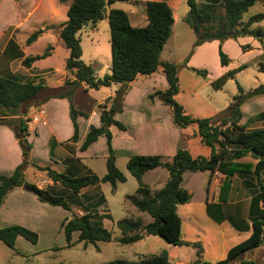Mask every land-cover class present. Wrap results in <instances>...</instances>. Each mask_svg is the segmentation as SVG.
I'll return each instance as SVG.
<instances>
[{"label": "trees", "instance_id": "trees-1", "mask_svg": "<svg viewBox=\"0 0 264 264\" xmlns=\"http://www.w3.org/2000/svg\"><path fill=\"white\" fill-rule=\"evenodd\" d=\"M57 4H68L67 21L54 25H46L44 28L34 31L26 40L25 44H32L42 33L53 32L62 42L64 48L69 51V57L65 60L64 69L67 79L64 85L56 88H47L43 81L20 83L9 78L0 77V126L12 131L22 152V163L16 167L10 176L0 175V206L4 203L7 194L15 189L24 187L32 193L36 199L50 206H58L70 211L75 207L81 210L82 215L65 219L61 224L67 248L72 247L71 239L74 233L78 234L76 243L86 248L97 242L109 243L112 240L110 232L102 227L104 219H110L106 214H100L96 210L103 206L105 200L97 193L94 198H80L78 195L82 189L99 184H109L114 191L116 184L125 183V176L115 165V154L111 148L110 127H116L124 131L125 127L114 120V116L122 111V102L128 91L129 84L139 76H151L161 73L167 82L164 91H156L148 96L150 102L157 98L162 105L166 106L172 114L173 125L184 129L191 125L197 127V137L200 143L211 149L208 158L192 157L186 150L179 149L171 158L162 156H138L129 157L126 163V171L137 182V189L131 197V204L141 213H146L151 221L143 225L140 220L122 219L116 222L115 227L121 237L118 242L123 245L133 244L146 236L158 237L167 244L181 247L189 244L181 241V221L177 215V206L187 203L191 199L189 192L181 187L182 177L185 173L208 172L210 175L220 173L224 176L221 193L228 194L230 189V177L239 169L249 171V166L236 164L235 161L250 156L258 160L253 170L256 178L260 171L264 170V130H248L250 124L264 121V112L259 113L247 120L244 125H239L241 120V105L245 100L264 96V85L243 94L238 86V95L233 97L232 102L225 111L218 114H229L226 119L214 123L211 119H195L187 115L183 107L175 101L178 89L179 67L168 62H160L159 58L163 48L171 36L173 26L172 11L164 1L147 2L145 14L147 24L142 28H133L127 14L122 10L112 9L108 12L109 44L111 54V74L102 79H96L94 70L81 61V48L76 37L83 26L88 23L95 24L105 18L106 7L115 2L128 0H55ZM255 0H220L219 2L197 3L196 0H186L188 12L184 22L190 27L195 35L193 50L204 43L217 41L222 43L228 39L236 40L240 37L251 36L259 42L264 41V29L251 30L254 23L264 19L262 14L251 16L246 22H242L245 14ZM53 48L48 46L41 54L27 57L22 66L29 68L32 63L42 60L51 55ZM189 55V56H190ZM220 66H226L228 59L218 48ZM187 59L184 62L186 67ZM196 76L206 79L207 71L188 69ZM223 80L218 81L219 87ZM119 84L121 88L115 93L112 100H106L104 105L98 106L100 127H89L79 151H85L95 143L99 137L106 139L108 156L106 158V174L99 178L91 172L81 176L58 173L48 166L32 163L30 153L32 145L27 141V127L23 117L26 115L27 104L38 107L48 99H67L70 107V120L73 126L71 143L78 139V116L87 118L85 113L74 109L71 99L74 93L83 85L85 90H98ZM47 94V95H46ZM46 95L45 99L38 98ZM109 105V106H108ZM228 126L227 128H223ZM235 144V148L228 150L227 146ZM69 160L67 163H72ZM28 167L45 173L53 185H58L61 192L54 189H39L36 185L24 181V173ZM164 169L168 174V180L164 187L156 192L142 182L145 173L154 169ZM53 187V186H51ZM67 194V197L62 195ZM224 199V198H222ZM260 201L264 207V195ZM264 219V217H263ZM250 237L231 248L227 258L216 264H229L245 251L258 248L264 238V223L255 220L252 223ZM23 238L35 245L38 241L36 233L20 227L10 226L0 229V242L11 250H15L17 238ZM196 247L195 245H193ZM17 252V251H16ZM167 255L162 252L157 255L146 256L137 262L114 260L103 264H165ZM193 264H207L194 262ZM241 264H255L242 262ZM264 264V262L262 263Z\"/></svg>", "mask_w": 264, "mask_h": 264}, {"label": "crops", "instance_id": "crops-1", "mask_svg": "<svg viewBox=\"0 0 264 264\" xmlns=\"http://www.w3.org/2000/svg\"><path fill=\"white\" fill-rule=\"evenodd\" d=\"M159 1L166 2L172 11L174 22L170 39L173 36L175 22L178 18L184 20L188 12V7H183L182 14L176 15L175 9L180 4H186V0H128L126 2H115L107 5L106 15L102 21L108 23V12L115 9L122 10L127 14L129 23L133 28L145 27L147 24L146 3ZM68 4L59 5L55 0H0V11L4 13L0 30V77L9 78L20 83L43 81L44 85L49 89L60 87L64 85L67 79L72 78L67 75L64 69V63L69 57V51L64 48L62 42L53 32H44L32 44H25L28 35L32 31L44 28L46 25L57 26L66 22ZM257 14L264 16V0H255L254 5L242 15L241 21L246 22L251 16ZM99 22L95 24L88 23L84 26L87 27L85 28L86 30L89 29L90 31L86 32L87 38L93 36V32L100 26ZM250 29H264V19L259 23L252 24ZM48 46L53 48L50 56L35 61L29 68L22 66L25 58L41 54ZM218 48L227 57L228 64L220 66L217 59L218 64H216L219 69V76L213 81L210 79L207 66L202 64V67H195L193 58L202 51H213L217 57ZM186 59L187 68L179 69L178 73L179 92L177 96L183 95L193 102V95L201 89L210 86L213 91H220L230 80L235 81L237 87L239 86L242 90L245 88L250 90L252 85L245 87V85L240 83V77L245 73H249L250 68L254 69L258 66L260 70H264V41L259 42L251 36L240 37L236 40L228 39L221 44L217 41H212L195 48ZM97 60V57L93 58L92 62L95 63L91 67L94 70L95 78L102 79L104 76L110 75L111 72L99 77L97 73L101 65L97 63ZM252 63L253 65H251ZM189 68L205 69L207 71L206 81L202 82L196 78V80L193 79V73L188 70ZM251 78H256V76L251 73L248 76L250 82ZM49 80H53V83L50 84L49 82L52 81ZM219 80H223L220 87L218 85ZM193 82L196 85L195 88H193ZM120 88L121 85L112 84L107 90H85L83 85L74 93L71 99L74 109L88 115L87 118L78 116L76 119L78 126L76 143L70 142L73 136V126L70 120V105L67 99H48L38 107L33 104H27L25 108L26 115L23 118L28 119L25 124H27V141L32 145L30 153L32 163L38 164L36 163L39 160L36 159L35 147L36 143L44 140L43 143L46 144V160L40 161L44 166L67 175L81 176L91 172L99 178L103 177L106 174L105 164L107 158L105 138L99 137L95 143L83 152H80L79 148L85 139L89 127H100L98 106L104 105L106 100H112ZM166 88L167 82L160 74L145 76V78L135 80L129 84L128 91L122 102V111L114 116V120L121 123L125 130L119 131L116 127H110L109 129L111 133V148L116 156L115 164L125 176L126 180L123 184L127 183L131 187L130 193L124 196V202L132 207L134 206L128 197L134 195L137 183L125 169L129 157L138 155L171 158L179 149L186 150L194 158L201 157L193 153V138H197V132L195 133L192 128H189L193 125L184 129L174 126L171 111L162 105L157 98H154L152 102L147 99L154 91H164ZM81 92L90 94L94 98L95 105L89 113L84 112L75 105V97ZM96 95L97 97H95ZM41 98L42 96L38 98V101H42ZM245 104L247 102L241 107L240 125H244L250 117H253L244 118L243 110ZM182 107L185 109L183 105ZM213 111L214 116L223 112L220 109H214ZM189 116L191 117L192 115ZM253 130H264V121H261V124ZM69 160H74V162L69 164L67 163ZM21 162V149L12 131L0 126V175L10 176ZM235 163L249 166V171L246 172L239 169L230 177V189L227 195L221 193L224 176L218 172L214 175H210L208 172H187L183 175L181 187L190 193L191 199L185 204L178 205L176 212L181 221V241L189 245L177 247L166 244L160 253H166L167 262L172 264H193L196 261L207 264L221 262L227 258L231 248L250 237L253 230V221L261 220L264 223V207L260 201L264 195V170L260 171L259 177L256 178L253 170L258 160L243 157L236 160ZM28 173L33 175L34 171L31 168H27L25 177ZM167 180L168 174L161 168L149 171L142 177V182L151 192L162 189ZM37 182L39 184L41 181ZM43 183L48 186H54L47 178L43 180ZM123 184H118L114 191L110 189L111 193H116L118 186ZM104 185H107V183L82 189L78 196L81 199L83 197L88 198L87 194L92 189L101 191ZM14 199L27 200L26 204H14L12 210L16 213H23L25 208L28 207H30L28 208L30 213L33 208L47 207L45 204L38 202L34 195H31L24 188L15 189L7 194L3 205L0 207V214H3L7 205H11V201H14ZM105 203L103 206L106 205ZM78 212L82 215V212ZM109 216L114 226L117 221L124 219L112 221L111 215ZM141 217V214H139L136 219H128L140 220L143 225L151 221L150 217L149 221H142ZM15 223L24 226V228L32 229L23 220L16 219ZM77 237V233L72 235V245L77 244ZM149 237L146 236L144 238ZM18 239L20 238H17L16 241ZM259 255L261 258H259ZM143 257L146 256H142L139 259ZM242 262H253L255 264L264 262V238L258 248L243 252L232 259L229 264H241Z\"/></svg>", "mask_w": 264, "mask_h": 264}, {"label": "rangeland", "instance_id": "rangeland-1", "mask_svg": "<svg viewBox=\"0 0 264 264\" xmlns=\"http://www.w3.org/2000/svg\"><path fill=\"white\" fill-rule=\"evenodd\" d=\"M219 1L220 0H206V1L196 0L198 4L208 3V2L217 3ZM183 7L187 8V5L180 4L176 7L177 8L175 9L176 15L182 14L181 12ZM3 15L4 13L0 11V30H1V25L3 24V19H4ZM99 24L100 26L96 31L93 32L92 37L91 36L89 38L86 37L87 35L86 32H90V31L89 29L86 30L85 28L87 27L84 26L80 32H77L76 37L79 40V45L81 48V61L83 62V64L92 67V65H94L95 63L92 62V60L93 58L97 57L98 59L97 63L101 65L97 74L99 75V77H103L104 75H107L111 72L109 27H108V23L103 22L102 20L101 22H99ZM34 31H32L30 34L28 33L29 34L28 37ZM19 37L21 36L19 35ZM168 40L169 41L166 42L163 51L160 55L159 58L160 62L171 63L173 65L178 66L179 69L187 68L184 67V62L185 59L190 55L192 47L195 43V35L193 31L184 22V20L178 18V20L175 22V25L173 27V36ZM217 57H218V53H217ZM217 57L215 56L213 51H209V52L202 51L198 53L196 56H194L193 65H195V67L197 66L202 67V64H205L209 69L207 71L210 74V79L215 81L219 76V69L217 66L218 64L217 59L219 60V58ZM251 65H253V63ZM263 67H264V62H263ZM189 69H196V68H189ZM248 72L249 73H245L240 77L241 78L240 83L242 85H245V87L248 85H252V86H250L251 87L250 90H248V88L242 90L243 94H247L257 89L259 86L264 85V70H260V67L257 66V68L255 67L254 69L250 68ZM251 73L252 75L256 76V78H251V82H250L248 76ZM155 74L162 75L161 73H155ZM141 78H145V76H141L140 78L138 77V79ZM195 78L198 79L199 81L201 80L202 82L206 81V79H202L200 77L198 78L193 74V79ZM138 79L136 78V80ZM49 81H52L49 82L50 84L53 83V80H49ZM195 87L196 85L193 82V88ZM100 89L107 90L108 87H102ZM46 95H42L41 99H45ZM236 95H238L237 83L233 80H230L223 86V88L220 91H213L210 86H208V88L205 87L201 89L199 92L193 95V102L190 101L188 98L184 97L183 95H178L175 98V101L180 105L181 103H183L182 105L185 107V109L184 108L183 109L186 111L188 115H192L191 117L195 119H211L214 123H219L223 119H226V117L229 114H226L224 112L223 115L218 116L219 114L218 113L216 116H214L213 110L220 109L225 111L226 108L229 106V104L232 102L233 97H235ZM95 97H97V95ZM253 99L255 100L253 101ZM245 102H247V104H245L243 110L245 115L244 118L255 116L261 112H264V98L255 97L252 99L245 100L243 104ZM75 105L84 112L89 113L92 107L95 105L94 98H92L90 94H85L83 92L78 93L77 96L75 97ZM22 121L25 124L27 123L28 119L23 118ZM259 124H261V122H254L250 124L247 131L255 129L256 126H259ZM227 127L228 126H225L223 128H227ZM189 128H192L193 132L195 133L197 132V127L195 125ZM43 142L44 140L39 141L38 143H36V147H35L36 159L39 160V162L36 161L38 165H43L42 162L46 160V144ZM193 153L195 155L208 158L211 154V149L201 145L197 137L195 139L193 138ZM246 157L251 158L249 155ZM88 163L92 165L90 161H88ZM93 168L97 171L95 167ZM31 169L34 171L33 175H30L28 173L27 176L25 177V173H24L25 182L34 185L37 184L36 186L40 187L41 189H47V190L54 189L59 192L62 191L60 190V187L58 185H54L53 187H51L46 185V183L45 184L43 183V180L46 179L45 173L39 172L34 168ZM37 181H41V182H39L38 184ZM118 184H123V183H118ZM118 184H116V186ZM23 188L24 187H21L19 189H23ZM110 189L111 186L107 184L102 187L101 191L92 189L90 193L87 194L89 196L88 198H94V195L96 193L97 194L99 193L98 195L102 196L106 201L105 206H101L96 210L98 213L106 214L108 216L111 215L112 221L122 218L136 219L139 216V214H141L142 216L140 218L142 219V221L150 220L147 214L145 213L143 214L139 212L135 207H132L124 202V196L129 194L131 191L130 190L131 187L127 183L123 185H119L118 189L116 190V193H111ZM30 194L33 195L32 193ZM62 196L67 197V194H64ZM93 200L96 201L95 198ZM26 202H27L26 199L23 200L14 199V201L13 200L11 201V205H7L3 214H0V229L10 226H20L24 228V226L15 223L16 219H20L27 222L31 226L32 229L29 228L26 229L36 233L38 237V241L35 245H33L28 241H26L25 239L19 237L20 239L15 241V250L17 252L11 250L5 244L0 242V264H103L114 260L137 261L142 256L159 254L160 251H162L164 249V246L167 244L165 241H163L158 237L150 236L149 238H144L133 244L122 245L118 242V238L120 237L119 231L112 224L111 219H106V221L104 222L102 221V227L106 229L108 232H110L112 237L111 242L109 243L97 242L95 244L88 245L86 248H84L82 244L77 243L74 244L72 247L67 248V244L63 232L61 230V224L65 219H71L73 216H79L80 214L78 211L81 212V210H78L75 207H73L71 208L70 211H67L61 207L50 206L48 204H45V206L47 207L44 208H36V209L33 208V211L31 213L28 211V208L30 207L25 208L23 213H16L15 211L12 210L14 208V204L16 203L26 204ZM259 258H261L260 255Z\"/></svg>", "mask_w": 264, "mask_h": 264}, {"label": "water", "instance_id": "water-1", "mask_svg": "<svg viewBox=\"0 0 264 264\" xmlns=\"http://www.w3.org/2000/svg\"><path fill=\"white\" fill-rule=\"evenodd\" d=\"M236 146H235V144H230V146H227V149H234ZM165 264H172V263H170V262H166Z\"/></svg>", "mask_w": 264, "mask_h": 264}, {"label": "built area", "instance_id": "built-area-1", "mask_svg": "<svg viewBox=\"0 0 264 264\" xmlns=\"http://www.w3.org/2000/svg\"><path fill=\"white\" fill-rule=\"evenodd\" d=\"M181 264V263H180Z\"/></svg>", "mask_w": 264, "mask_h": 264}]
</instances>
